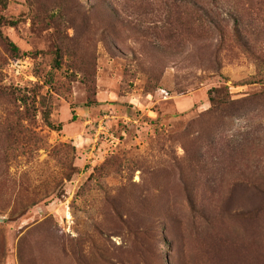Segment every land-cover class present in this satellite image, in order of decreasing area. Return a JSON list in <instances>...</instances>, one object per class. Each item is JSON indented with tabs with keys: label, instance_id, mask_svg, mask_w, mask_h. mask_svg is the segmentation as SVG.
<instances>
[{
	"label": "rangeland",
	"instance_id": "obj_1",
	"mask_svg": "<svg viewBox=\"0 0 264 264\" xmlns=\"http://www.w3.org/2000/svg\"><path fill=\"white\" fill-rule=\"evenodd\" d=\"M147 261L264 264V0H10L0 264Z\"/></svg>",
	"mask_w": 264,
	"mask_h": 264
},
{
	"label": "trees",
	"instance_id": "obj_2",
	"mask_svg": "<svg viewBox=\"0 0 264 264\" xmlns=\"http://www.w3.org/2000/svg\"><path fill=\"white\" fill-rule=\"evenodd\" d=\"M9 3H10V0H0V8L5 10L7 9V7L9 6ZM6 21H4L5 23ZM7 23H10L7 21ZM197 26H195V25ZM198 27H200L201 29H204V24L202 23H195V20L193 21H189L188 25H187V29L188 31L191 33L192 31L194 30H198ZM178 29L180 28H177V31ZM216 31L218 32L219 36L223 35L224 33V29L223 28H216ZM235 31V34H234V37H236V40L238 42H240L243 47H245L248 51H252V49L248 46V42L244 40V38L242 37L239 29L236 27L234 29ZM182 32V31H181ZM184 34V33H183ZM220 43L222 44L223 42L220 41ZM8 45L10 47V49H12V52L16 55V56H19V53H20V50L19 48L13 43V42H8ZM55 55L57 56L56 57V63L58 64V59H59V51L55 53ZM41 95V94H40ZM42 98V101H41V107H45V110L43 111V118L46 122V124L48 125V127H50L51 129H56V130H59L60 127L56 128L53 123H52V120H51V114H52V107L50 106H46V99L45 97L41 96ZM23 103L25 106H27L29 103L27 102V97L26 96H23L22 98ZM212 102L214 103V100L212 99ZM37 104V103H36ZM219 106V105H218ZM36 114H37V111H36ZM155 244L154 241L152 239H150V241H148L147 243V246H146V249H147V252L148 254L150 255H153V250H155ZM146 264H151L149 261L146 262ZM153 264V263H152ZM154 264H156V261H154Z\"/></svg>",
	"mask_w": 264,
	"mask_h": 264
}]
</instances>
